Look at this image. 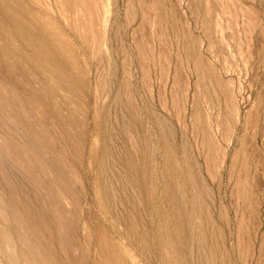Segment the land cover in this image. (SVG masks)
Wrapping results in <instances>:
<instances>
[{
  "label": "rangeland",
  "instance_id": "rangeland-1",
  "mask_svg": "<svg viewBox=\"0 0 264 264\" xmlns=\"http://www.w3.org/2000/svg\"><path fill=\"white\" fill-rule=\"evenodd\" d=\"M0 5V264H264V0ZM14 17L68 45L55 105Z\"/></svg>",
  "mask_w": 264,
  "mask_h": 264
},
{
  "label": "bare ground",
  "instance_id": "bare-ground-1",
  "mask_svg": "<svg viewBox=\"0 0 264 264\" xmlns=\"http://www.w3.org/2000/svg\"><path fill=\"white\" fill-rule=\"evenodd\" d=\"M8 1V0H7ZM1 2H4V1H1ZM1 6V5H0ZM3 6V5H2ZM1 6V7H2ZM14 6V5H13ZM19 6H21V5H19ZM0 7V8H1ZM18 6H16V8H17ZM3 8V7H2ZM19 8V7H18ZM7 9V8H6ZM5 10V9H4ZM18 10V9H17ZM16 10V11H17ZM20 10V9H19ZM1 11V10H0ZM8 11H9V9H8ZM15 12V11H14ZM10 13H12V12H10ZM15 14V13H14ZM18 14V13H17ZM23 14V13H22ZM6 15L8 16V14L6 13ZM19 15H21V14H19ZM18 15V16H19ZM4 16V15H3ZM13 15H11V17H12ZM15 16H17L16 14H15ZM10 17V16H9ZM3 18V17H2ZM21 18H22V16H21ZM23 19H25V18H23ZM20 19L19 18H13L12 19V23H13V25H12V29H10L9 28V31L11 32H8V35H9V33L10 34H12V37H13V41H11V43L13 42L14 43V38H15V40L17 41V42H19V41H22V43L24 42L25 44H26V48L28 49V51H29V54H27V55H25L24 57H28L29 55V57L28 58H31V59H33V60H31V61H33L32 62V64L29 66L28 65V61H29V59L27 58V60L28 61H26V65H28V67L31 69V72H36V70H37V72H38V76H39V78H38V80H39V82L36 84V85H38L39 84V89H40V91H44L45 93H44V100H45V102H48V104H50V103H53L54 104V102H56V101H60L61 99H60V96H59V94L57 93V91L59 90V88H58V90L56 89V87H57V85L55 84V82L57 81H55L54 82V84L55 85H53L52 84V80L51 79H55L57 76H61V74H60V72H59V70H61V69H59L57 66H55V64H53V59L54 58H52V57H60L62 60H60V58L59 59H57V61H61L62 63V65H63V67L65 66V67H72V63H70V60H67V55H69L70 53V50L69 49H67V47H68V45L65 43V45H67V46H65L64 45V41H65V39L64 38H62V37H60L61 35L57 32V30H55L56 28H54V30L57 32V35H55L56 34V32L55 31H53V32H55V34L50 30L51 28H48V30H45V28H47L46 26H41V27H43L42 28V30L40 31L41 33V36H37V35H35V34H38V33H36V31H33L30 27H21V25H22V22L21 21H19ZM26 20H28V19H26ZM26 20H25V23H26ZM46 21V20H45ZM30 22V21H29ZM32 22V21H31ZM24 23V24H25ZM49 24V23H48ZM44 25H46V23L44 24ZM50 25V24H49ZM26 26V25H25ZM29 26V25H28ZM51 26V25H50ZM49 26V27H50ZM10 27V26H9ZM40 26H38V29L40 30V28H41ZM52 27V26H51ZM36 28V27H35ZM4 29V28H3ZM1 30H2V28H1ZM0 30V34L1 35H4V31L2 32ZM5 30V29H4ZM36 30V29H35ZM38 31V30H37ZM51 32H52V34L53 35H50L51 34ZM5 33H6V31H5ZM50 33V34H49ZM58 34H59V37H58ZM1 35H0V37H1ZM39 35V34H38ZM52 36V37H51ZM3 37H5V36H3ZM6 37H8V36H6ZM9 37H11V36H9ZM11 37V38H12ZM10 38V39H11ZM52 40H51V39ZM4 39V38H3ZM6 39V38H5ZM64 39V40H63ZM2 40V39H1ZM7 40V39H6ZM2 43V42H1ZM3 43H4V45H5V41H3ZM2 43V44H3ZM8 44V43H7ZM16 44V43H15ZM14 44V45H15ZM21 44V43H20ZM17 45V44H16ZM22 45V44H21ZM7 48H11L9 45L8 46H6ZM18 47V46H17ZM65 47V48H64ZM4 50H5V48H3ZM12 50H13V47L11 48ZM65 49H67L68 51H67V55L66 54H64L65 52H66V50ZM19 50H20V48H19ZM64 50H65V52H64ZM1 51H3V50H1ZM7 51V50H6ZM9 51H10V49H9ZM8 51V53H11V52H9ZM15 51L13 50V52H12V54L14 53ZM26 52V51H25ZM2 53V52H1ZM0 53V54H1ZM17 53V52H16ZM19 53H20V55L22 54L21 53V50L19 51ZM24 54V53H23ZM23 54H22V56H23ZM6 54H4V55H2V56H5ZM14 55V54H13ZM17 55V57H15V58H17L18 59V53L16 54ZM64 55H66V58H64L65 56ZM1 56V57H2ZM0 57V58H1ZM14 58V57H13ZM23 60H25L24 58H22ZM11 60V59H10ZM20 60L18 59V61L17 62H19ZM25 62V61H24ZM22 63H23V61H22ZM21 63V64H22ZM30 63V62H29ZM56 63V62H55ZM21 64H19V66H21ZM58 64V63H57ZM23 66H24V64H22ZM9 66H11L10 64H9ZM60 66V65H59ZM26 67V66H25ZM62 67V68H63ZM14 68V67H13ZM24 68V67H23ZM69 68V69H70ZM25 69H27V68H25ZM35 71H34V70ZM59 69V70H58ZM64 69H66V68H64ZM63 69V70H64ZM5 70V69H4ZM28 71V70H27ZM68 71H70V70H68ZM67 71V72H68ZM28 73V72H27ZM70 74H72V72H69ZM68 73V74H69ZM29 74H30V71H29ZM35 74V73H34ZM65 75V74H64ZM67 76V75H66ZM63 77V76H62ZM58 78V77H57ZM73 78V77H72ZM51 80V81H50ZM67 82H70L71 80H69V79H65ZM66 81H64L65 82V84H67V82ZM49 82H51L50 84H49ZM57 82H59V81H57ZM63 82V81H62ZM63 82V83H64ZM70 83H72V82H70ZM59 84H61V83H59ZM64 85V84H63ZM68 85V84H67ZM6 86V85H5ZM49 86V87H48ZM60 86V85H59ZM58 86V87H59ZM62 86V85H61ZM69 86H70V84H69ZM68 86V87H69ZM67 87V86H66ZM66 87H64V88H66ZM72 87V86H71ZM70 87V88H71ZM37 88V87H36ZM63 88V89H64ZM69 88V89H70ZM61 89H62V87H61ZM72 89V88H71ZM70 89V90H71ZM60 91V90H59ZM62 91V90H61ZM66 91V90H65ZM69 90H67V92H68ZM41 93V92H40ZM68 96H69V94H68ZM67 96V97H68ZM70 97V96H69ZM62 98V97H61ZM64 98V97H63ZM39 100H40V98H38ZM71 99V98H70ZM64 100H65V98H64ZM66 101V104L65 105H67L68 103L67 102H70V101H68V100H65ZM73 103H75L74 101H73ZM59 104V103H58ZM70 104V103H69ZM68 104V105H69ZM42 105V104H41ZM55 105V104H54ZM63 105V104H62ZM67 105V106H68ZM40 106V105H39ZM44 107V106H43ZM51 107V106H50ZM72 107V106H71ZM61 108H62V106H61ZM73 108H75V106L73 107ZM72 108V109H73ZM77 108V107H76ZM75 108V109H76ZM67 109H68V107H67ZM74 109V110H75ZM61 110H63V109H61ZM69 110H70V105H69ZM68 110V111H69ZM73 110V111H74ZM64 111H66V110H64ZM75 111H77V109L75 110ZM63 112V111H62ZM70 112H71V110H70ZM54 113V112H53ZM69 113V112H68ZM78 113V112H77ZM73 114V113H72ZM78 114H80V113H78ZM69 116H71L70 114H69ZM64 118H66V116L64 115L63 116V119ZM71 119V118H70ZM74 119V118H73ZM60 122H62V121H60ZM69 122H71V121H69ZM66 123V122H65ZM76 123V122H75ZM62 124V123H61ZM67 126H69V125H67ZM72 128V127H71ZM108 165V164H107ZM169 171L170 172H174V171H171V169H169ZM170 187V186H169ZM171 188V187H170ZM169 188V189H170ZM171 195V194H170ZM176 198V197H175ZM177 199V198H176ZM179 199V198H178ZM173 200V199H172ZM178 202H180V200L178 201ZM169 203V202H168ZM171 204V203H170ZM170 206H172V205H170ZM102 209V208H101ZM174 209V208H173ZM178 211V210H177ZM173 212H174V210H173ZM180 212H178V214H179ZM121 215V214H120ZM174 215H176V214H174ZM179 216H180V214H179ZM179 219V218H178ZM180 220H181V218H180ZM166 222V221H165ZM177 224V223H176ZM31 225V224H30ZM32 226V225H31ZM100 227H102V226H100ZM103 230V229H102ZM138 230V229H137ZM100 231V230H99ZM155 237H156V235H154ZM102 238H103V236H102ZM106 239H107V237H106ZM153 239V238H152ZM101 240H103L102 242H101V246L99 245V249L101 250H99V253L101 254V257H102V261H104L103 262V264H106V262L107 261H120V260H125V256H124V254H122V252H120L119 250H116L115 252H114V249H112V247H111V249L109 248V245L108 244H110V243H107V241L105 240L104 241V239H101ZM44 241V240H43ZM115 244V243H114ZM156 244V243H155ZM154 244V245H155ZM117 245H119V244H117ZM158 245V244H157ZM111 246V245H110ZM113 246V245H112ZM114 247V246H113ZM116 247V246H115ZM119 247V246H118ZM157 247V246H156ZM117 248V247H116ZM129 249V248H128ZM112 250V251H111ZM120 250H121V248H120ZM160 251V250H159ZM158 251V252H159ZM100 254H98L99 256H100ZM97 257V256H96ZM98 259V258H97ZM134 262V261H133ZM96 263V262H95ZM102 263V262H101ZM112 264H115L114 262H111ZM120 263H122V262H120ZM120 263H118V264H120ZM109 264V263H108ZM117 264V263H116ZM130 264H132V262L130 263Z\"/></svg>",
  "mask_w": 264,
  "mask_h": 264
}]
</instances>
